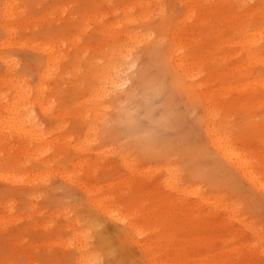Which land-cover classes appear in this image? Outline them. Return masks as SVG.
I'll use <instances>...</instances> for the list:
<instances>
[{"label": "rangeland", "instance_id": "rangeland-1", "mask_svg": "<svg viewBox=\"0 0 264 264\" xmlns=\"http://www.w3.org/2000/svg\"><path fill=\"white\" fill-rule=\"evenodd\" d=\"M87 260L264 264V0H0V264Z\"/></svg>", "mask_w": 264, "mask_h": 264}, {"label": "bare ground", "instance_id": "bare-ground-1", "mask_svg": "<svg viewBox=\"0 0 264 264\" xmlns=\"http://www.w3.org/2000/svg\"><path fill=\"white\" fill-rule=\"evenodd\" d=\"M159 50V49H158ZM151 51V50H150ZM163 51V50H162ZM155 52V51H154ZM126 54V53H125ZM124 54V52H121L119 55H117L116 57H115V59L113 60V63L112 64H110V66L108 67V70H107V68L105 69L106 70V73H104V75H105V77H104V75L102 76V78H103V84H105V86H103L105 89H106V87H110V88H108V89H117L118 87L120 88L122 85H124L125 84V81L124 80H122V77H121V74L122 73H120V68L122 67V65H124V61L126 60L125 58H127V56H124L125 55ZM159 54V53H158ZM175 54V53H174ZM121 55V56H120ZM126 55H130V54H126ZM150 55V54H149ZM158 56V55H157ZM129 58V57H128ZM178 59V58H177ZM125 63H126V61H125ZM131 64V63H130ZM179 65V64H178ZM176 67H180V65L179 66H177L176 65ZM124 68V67H123ZM122 68V69H123ZM129 68V67H128ZM177 69H179V68H177ZM128 70V69H127ZM126 70V71H127ZM121 72H123V71H121ZM152 72V71H151ZM149 74V73H148ZM142 77V76H141ZM147 77V76H146ZM173 79V78H172ZM155 80V79H154ZM123 81H124V83H123ZM128 81V80H127ZM144 81V80H143ZM173 81V80H172ZM100 82H101V80H100ZM134 82V81H133ZM175 83L177 82V81H174ZM101 83V84H102ZM143 83V82H142ZM173 83V82H172ZM125 86V85H124ZM135 86V85H134ZM145 87V86H144ZM179 87V86H178ZM102 88V87H101ZM149 88H151V87H149ZM103 89V88H102ZM101 89V90H102ZM148 89V88H147ZM155 89H156V87H155ZM176 89V88H175ZM97 90V89H96ZM95 90V91H96ZM100 90V89H99ZM94 91V92H95ZM96 92H98V91H96ZM99 94V93H98ZM95 95V94H94ZM96 96V95H95ZM129 99V98H128ZM191 99V98H190ZM127 100V99H126ZM17 104V103H16ZM14 114V113H13ZM15 114L17 115L18 114V112L16 113L15 112ZM14 114V115H15ZM16 115H15V118H19L18 116L16 117ZM13 118V117H12ZM14 118V119H15ZM23 118V117H22ZM25 118V117H24ZM26 118H27V116H26ZM29 118V117H28ZM27 118V119H28ZM33 118H35V117H33ZM13 119V120H14ZM27 119H26V123H27ZM32 119V118H31ZM36 119V118H35ZM34 120V119H33ZM18 121V120H17ZM29 121V120H28ZM30 121H32V120H30ZM19 122V121H18ZM33 122V121H32ZM31 122V123H32ZM124 122V121H123ZM14 123V126L16 125L15 123V121L13 122ZM19 123H21L22 124V122H19ZM29 123V122H28ZM38 124V123H37ZM34 127H35V129H36V123H35V121H34V123L32 124ZM22 126V125H21ZM24 126H25V123H24ZM32 126V127H33ZM23 127V126H22ZM21 127V128H22ZM211 126L210 125H208L207 124V131H206V133H207V135H208V137H209V145L215 150V152H216V154L220 157V158H222L223 160H225L226 162H228V163H230L235 169H237L240 173H241V175L248 181V182H250L253 186H259L260 184H258V179L255 177V175L251 172V170L249 169V167L247 166V164H246V162L248 161V160H246V158H245V156H242V155H239V154H237V151H236V149L235 148H233V147H235L234 146V144L233 143H231L230 141H228L227 139V137H221V136H218L217 134L215 135L214 133H212L213 132V128H210ZM15 128H17L16 126H15ZM19 128V127H18ZM17 128V129H18ZM26 128H27V125H26ZM23 129V128H22ZM32 129V128H31ZM25 130V129H24ZM24 130H22V131H24ZM33 131H35V130H33ZM21 133V132H20ZM36 133V132H35ZM35 133H32L33 134V136H35L34 134ZM22 134H24V133H22ZM113 217V216H112ZM114 218V217H113ZM116 220H117V218H115ZM95 220H96V223L97 222H99V223H101V221H100V219L99 218H95ZM95 223V222H94ZM98 240H99V242L101 243V242H103L104 241V236H99V238H98ZM82 246H83V244H82ZM83 247H85V246H83ZM82 247V248H83ZM85 256V255H84ZM84 258H86V257H84ZM87 259V258H86ZM87 262H89V260H87ZM86 262V263H87ZM89 264H90V262H89Z\"/></svg>", "mask_w": 264, "mask_h": 264}]
</instances>
